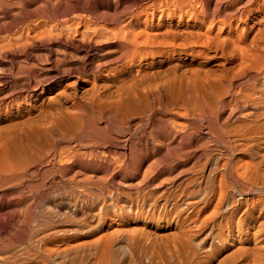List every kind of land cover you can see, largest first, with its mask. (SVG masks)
<instances>
[{
    "label": "bare ground",
    "instance_id": "6f19581e",
    "mask_svg": "<svg viewBox=\"0 0 264 264\" xmlns=\"http://www.w3.org/2000/svg\"><path fill=\"white\" fill-rule=\"evenodd\" d=\"M0 264H264V0H0Z\"/></svg>",
    "mask_w": 264,
    "mask_h": 264
},
{
    "label": "rangeland",
    "instance_id": "374dc122",
    "mask_svg": "<svg viewBox=\"0 0 264 264\" xmlns=\"http://www.w3.org/2000/svg\"><path fill=\"white\" fill-rule=\"evenodd\" d=\"M114 130H115V129H114ZM116 130H117V132H120V131L123 132V131H124L122 128H121V129H120V128H116ZM116 130H115V131H116ZM118 130H119V131H118ZM123 133H124V132H123Z\"/></svg>",
    "mask_w": 264,
    "mask_h": 264
}]
</instances>
